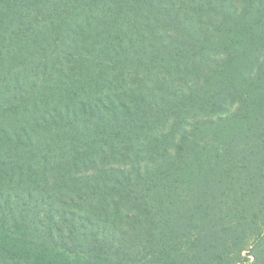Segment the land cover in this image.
Segmentation results:
<instances>
[{"label":"trees","instance_id":"trees-1","mask_svg":"<svg viewBox=\"0 0 264 264\" xmlns=\"http://www.w3.org/2000/svg\"><path fill=\"white\" fill-rule=\"evenodd\" d=\"M0 264H264V0H0Z\"/></svg>","mask_w":264,"mask_h":264}]
</instances>
